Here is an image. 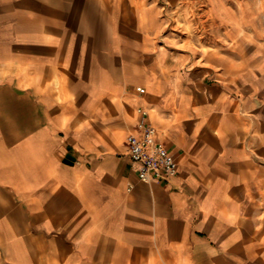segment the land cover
I'll use <instances>...</instances> for the list:
<instances>
[{"label": "crops", "instance_id": "1", "mask_svg": "<svg viewBox=\"0 0 264 264\" xmlns=\"http://www.w3.org/2000/svg\"><path fill=\"white\" fill-rule=\"evenodd\" d=\"M170 2L0 0V264H264V45L203 60Z\"/></svg>", "mask_w": 264, "mask_h": 264}, {"label": "rangeland", "instance_id": "2", "mask_svg": "<svg viewBox=\"0 0 264 264\" xmlns=\"http://www.w3.org/2000/svg\"><path fill=\"white\" fill-rule=\"evenodd\" d=\"M168 5L173 36L203 60L221 51L237 60L264 45V0H171Z\"/></svg>", "mask_w": 264, "mask_h": 264}, {"label": "built area", "instance_id": "3", "mask_svg": "<svg viewBox=\"0 0 264 264\" xmlns=\"http://www.w3.org/2000/svg\"><path fill=\"white\" fill-rule=\"evenodd\" d=\"M137 91L141 95L146 93L144 88ZM138 113L141 134L127 138V156L137 167L140 182L170 183L179 175L178 163L166 145L157 139L158 130L149 122L148 111L140 108Z\"/></svg>", "mask_w": 264, "mask_h": 264}]
</instances>
